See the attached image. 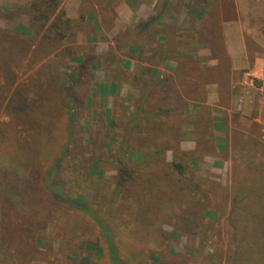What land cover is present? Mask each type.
<instances>
[{"label": "rangeland", "instance_id": "rangeland-1", "mask_svg": "<svg viewBox=\"0 0 264 264\" xmlns=\"http://www.w3.org/2000/svg\"><path fill=\"white\" fill-rule=\"evenodd\" d=\"M3 1L0 264H264V160L254 148L236 145L233 130L216 146L207 128L181 146L184 135L196 141L183 122L194 117L159 109L163 98L140 102V90L69 94L67 62L83 53L72 50L73 28H31L33 0L23 13Z\"/></svg>", "mask_w": 264, "mask_h": 264}, {"label": "crops", "instance_id": "crops-1", "mask_svg": "<svg viewBox=\"0 0 264 264\" xmlns=\"http://www.w3.org/2000/svg\"><path fill=\"white\" fill-rule=\"evenodd\" d=\"M31 1L9 2L23 13ZM62 3L75 32L72 50L83 52L67 62L74 70L65 79L74 87L69 94L83 86L90 87L86 94H100V85L110 84L116 88L111 92L133 97L141 91L140 102L163 98L169 102L159 109L194 117L183 122L194 124L196 141L184 135L181 146L206 139V131L222 145L218 140L233 130L236 145L253 147L251 157L264 160V0ZM16 27L30 32L25 22ZM231 116L241 119L240 127L233 128ZM253 128L247 145V130Z\"/></svg>", "mask_w": 264, "mask_h": 264}, {"label": "trees", "instance_id": "trees-1", "mask_svg": "<svg viewBox=\"0 0 264 264\" xmlns=\"http://www.w3.org/2000/svg\"><path fill=\"white\" fill-rule=\"evenodd\" d=\"M61 4H62V0H33L30 8L31 28L34 27L36 23H38L39 21L43 22L41 25H44L45 23L48 22L49 23L48 30H50L52 27L58 26L59 31L56 33V35L61 36L63 34L64 36H66V33L62 32L60 28L61 23H63V26H65L64 30L71 29L72 24H71V20L66 17V11L63 7H61ZM56 10H58V12L55 15ZM53 15H55L54 18H52ZM5 77L7 78L8 76L5 75ZM126 146H127V142L125 143L123 142L121 147L125 149ZM114 261L116 264H122L121 262L116 260V257Z\"/></svg>", "mask_w": 264, "mask_h": 264}]
</instances>
